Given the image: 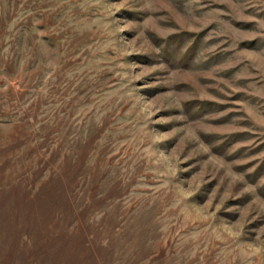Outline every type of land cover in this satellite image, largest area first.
<instances>
[{
    "label": "rangeland",
    "instance_id": "1",
    "mask_svg": "<svg viewBox=\"0 0 264 264\" xmlns=\"http://www.w3.org/2000/svg\"><path fill=\"white\" fill-rule=\"evenodd\" d=\"M0 264H264V0H0Z\"/></svg>",
    "mask_w": 264,
    "mask_h": 264
}]
</instances>
